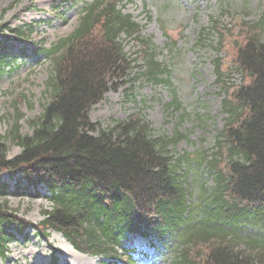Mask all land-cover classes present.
Instances as JSON below:
<instances>
[{
    "label": "trees",
    "instance_id": "16d2710c",
    "mask_svg": "<svg viewBox=\"0 0 264 264\" xmlns=\"http://www.w3.org/2000/svg\"><path fill=\"white\" fill-rule=\"evenodd\" d=\"M117 1L95 0L84 8L70 36L50 49L36 51L53 63L47 82L50 101L32 122V135L21 133V115L15 104L13 126L8 135L0 137V176L20 174L29 186L46 187L53 208L43 212L44 220L34 225L6 201L0 202L1 257L6 258L8 244L17 235L24 236L33 227L44 237L49 230L57 231L78 252L112 262L129 257L123 241L137 234L160 241L167 236L178 238L184 249L175 252L172 264H264V236L247 239L240 233L246 224L264 230V41L260 24L247 25L253 34L247 31L248 38L233 59L234 69L243 78L240 85L223 82L222 64H216L226 93L223 111L227 116L216 152L210 159L176 157L171 147L183 135L154 137L151 125L139 116L110 129L90 119L92 108L111 89L116 90L120 78L131 69L122 35H136L138 41L140 37L139 25L117 10ZM27 35L22 28L0 27V80L11 62L6 44L11 39L24 42ZM141 44L145 75L167 83L158 78L164 70L150 41L143 39ZM8 140L21 149L13 158L8 157ZM204 162L205 169L215 173L216 185L208 195L204 190L203 211L201 204L189 203L184 168ZM222 162L224 167H220ZM52 264H57L55 254Z\"/></svg>",
    "mask_w": 264,
    "mask_h": 264
},
{
    "label": "rangeland",
    "instance_id": "374dc122",
    "mask_svg": "<svg viewBox=\"0 0 264 264\" xmlns=\"http://www.w3.org/2000/svg\"><path fill=\"white\" fill-rule=\"evenodd\" d=\"M93 1L0 0V27H21L30 34L25 44L9 43L13 46L9 49L11 67L0 81V137L8 135L13 126L17 117L15 104L21 115V133L33 134L32 122L50 101L47 82L53 70L47 55L35 54L37 48H52L70 36L79 24L83 8ZM119 9L140 24L142 39H151L158 61L168 68L170 85L156 83L144 74L142 44L133 37H123L131 69L120 78L117 89H111L93 107L91 121L110 129L131 116H140L150 123L154 137H187L171 148L176 157L192 155L196 160L215 153L216 136L224 127L225 114L224 95L213 62L220 59L224 70H230L238 46L245 42L248 33L253 34L246 30V24H260L264 41V0H124ZM220 33L224 40L222 51L218 45ZM229 73L232 74L227 84H240L241 75L234 70ZM5 143L9 158L20 153L12 141ZM184 170L188 171L185 179L192 202L200 203V196L214 188L215 178L206 171L205 164L191 163ZM18 177L1 176L0 202L6 201L19 216L37 224L44 219L43 212L51 210L47 199L50 193L45 188L33 189L25 181L18 182ZM49 233V237H44L37 230L28 229V237L9 243L7 258L0 255V264H50L53 254L57 264H108L104 258L77 253L60 233ZM240 233L247 239L264 236V230L257 225L246 224ZM125 246L134 250L132 259L130 263L117 264H171L176 242H148L129 235ZM238 248L245 250L240 243Z\"/></svg>",
    "mask_w": 264,
    "mask_h": 264
}]
</instances>
